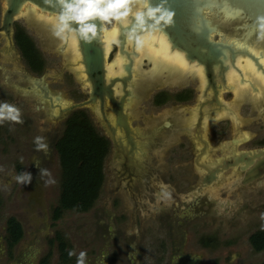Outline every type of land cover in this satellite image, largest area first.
<instances>
[{
	"label": "rangeland",
	"instance_id": "374dc122",
	"mask_svg": "<svg viewBox=\"0 0 264 264\" xmlns=\"http://www.w3.org/2000/svg\"><path fill=\"white\" fill-rule=\"evenodd\" d=\"M4 5L0 1V17ZM28 9L24 7L19 18L25 16ZM19 21L23 24L26 22L23 18ZM119 23L113 21L105 24L106 31L118 29ZM238 32L225 31V35L234 37ZM31 33L37 45L47 38L43 36L41 39L34 31ZM220 38V35L215 37ZM69 43L62 38L52 43L54 53L44 52L46 67L39 74L33 73L28 62L23 59L13 60V65L0 59V65L5 67L10 76V83L19 85L3 91L0 103L7 102L20 108L23 119L22 124L7 122L0 138V198L5 203L0 215V264H67L60 257L59 236L66 240L77 255L80 251L87 252L86 264H171L173 237L179 241L171 224L180 209L191 211L196 219L185 238L189 249L181 252L189 253L188 256L194 254L201 257L203 254L209 259V264H264V177L261 184L244 186L240 183L244 171L230 167L221 172L219 181L198 191L202 187L204 172H200L201 168L196 164L201 143L196 138V129H193L198 125L199 103L205 84L203 77L196 71L195 78L189 82L156 88L148 96L146 89L140 87L136 77L133 78L130 87L135 94L132 96L133 102H129L128 111L133 127L143 137L140 141L144 149L140 151L141 163L130 168V171L126 170L124 161L115 156L112 146L105 162L104 184L94 207L87 212L67 211L61 219H53L64 185L72 181L81 182L87 176L80 168H64L60 164L56 145L63 135L66 119L58 124L48 119V113L57 115L60 106L50 108L46 100L43 103L45 109H35L41 105L37 102L41 96L30 93L35 92L31 85L34 79L43 77L51 94L62 96L61 103L64 106L89 98L90 89L86 83H82L84 79L81 76L84 73L78 76L74 70L77 67L82 70L79 64L81 57L72 62L73 57L65 53ZM63 44L66 47L61 54L58 48ZM133 47L136 49L128 42L127 49L132 51ZM65 54L67 59L63 57ZM108 57L107 65H114L119 57H124V64L127 63L118 45H113ZM139 57L135 56V62ZM238 61L232 64L239 66ZM138 67L140 71H135L134 76L140 72L150 74L153 71V64L149 60H143ZM120 74L110 73L108 77L123 76L124 71ZM4 79L0 71V84L5 82ZM116 88L118 91L119 87ZM25 92L29 94L25 95ZM160 92L170 93L167 94L169 97H160L167 98L165 102H156ZM234 95V90L221 94L229 109L216 113L205 108L208 112L200 115L204 120L203 138L209 142L208 153L200 154L202 157H231L229 151L234 149L231 141L240 137L241 131L246 132L250 139L236 146L239 147L237 154L264 148V109L253 104L252 92L249 93L250 98L237 108ZM132 105L135 108L132 109ZM85 110L91 115L89 108ZM166 113L169 114L163 116ZM235 115L245 118V123L240 126L235 121ZM92 118L97 130L106 133L98 118ZM166 122H170L171 127L165 125ZM37 136L46 138L48 155L35 150L33 141ZM41 168L49 170L54 184L45 187L40 178ZM25 171L31 173L33 179L30 184L22 186L15 181L14 176ZM126 172H131L135 181L130 183ZM143 177L150 184L145 180L141 182ZM158 184L166 189L157 192L154 188ZM10 216H15L24 229L23 238L14 248H10L7 243L6 225ZM209 234L214 237V242L217 238L223 244L222 249H217L219 245L215 244H204L205 249L200 246L201 236ZM191 247L204 253L193 252ZM73 257L69 264H76V256ZM200 257L186 264H206Z\"/></svg>",
	"mask_w": 264,
	"mask_h": 264
},
{
	"label": "flooded vegetation",
	"instance_id": "af4514ba",
	"mask_svg": "<svg viewBox=\"0 0 264 264\" xmlns=\"http://www.w3.org/2000/svg\"><path fill=\"white\" fill-rule=\"evenodd\" d=\"M0 1L1 2L3 1L5 4L3 13L0 17V59H2L3 61H8L12 65H13V60L18 61V60L23 59L26 62H28L29 67L33 73L39 74V72H43V69L44 67H46V62H47L46 53L44 52L54 53L52 43L60 40L61 38L57 36L52 37L50 35L51 31H48L47 27L44 26V24L47 23L48 18H46L45 16L46 14L40 11L39 9H38L39 15L35 14V16H30V14L33 13V10L28 9V13L25 16L21 17L26 20V22L23 24L22 22L19 21L21 19L19 18V16L22 14V12L14 15L13 12L7 7L6 0H0ZM164 1H166L169 4L173 3L171 0H164ZM153 2L154 1L151 0L152 5H153ZM190 2L195 3L193 7L191 6L189 9L188 7L187 8L177 7L176 11L182 12L184 8L187 12H190L191 10L195 11L196 16L192 20L194 21V23H196V25H201V23H204L207 26L208 30L213 29L212 35H211V39L213 41H221L231 46L229 47V51L226 53V56L228 57V63L230 64V69L224 70L221 67H219V68H214V70H212V69H207L204 66L196 68V69H199V68L202 69V73H203L202 77H203L204 84H205V86L202 89V100L199 103L201 106V110L199 112V118L197 119L198 125L195 124V126L196 125L197 126L193 129V130L196 129L198 133L196 137L200 139V143H201V147L197 150V152H199L197 155L198 157L200 154H204V152L208 153L207 147H209V142L203 138L204 133H202V131H204V126H203L204 120L200 118V115H203L206 112H208V111H205V108L214 110L216 113H219V112L222 113L224 109H229V106L225 102H223L221 98V94L223 91L227 90V85L230 83L228 81V75L232 72H235L236 74V71H238V74H241L242 72V68L238 66L236 67V65L234 66L232 64V62H234L235 60V54L238 52L239 54L238 57L242 59H246L247 57H250L252 62L255 63V68L261 71L259 69L261 68L260 59L264 57V0H190ZM138 5L141 8V10H143V7H144L143 4L138 3ZM165 7H169V6H165ZM228 8H231L233 11H235V13L241 14L240 17H237V18L235 17L234 19H232L230 21L231 24L227 22L228 20L227 12L229 10ZM169 10L173 11L175 9L171 7L169 8ZM128 27H129V23L124 26H122L121 22L118 24V30H119V33H118L119 38L117 42L118 44L114 43L115 46L118 45L120 54L126 57L127 63L132 61V59L135 60V56H137V51L134 47L132 51H129L127 49L128 40L126 39L125 33L127 32ZM229 28L232 29L233 31L239 30L238 32L239 34L234 37H231V36L227 37L225 35V30ZM253 28L256 29L255 32L252 30ZM31 31L32 32L34 31V33H36V35L41 37V39L43 36H47V38H45V40H43L41 44L37 45L36 40L32 36ZM159 33L166 36L168 43L171 45V48H170L171 53H174V54L177 53L175 50L172 49L173 45H172L170 37L162 31H160ZM217 35H220L221 38L215 39ZM246 42L250 45L249 47H246V46L238 47L237 46V43H246ZM132 45L135 46L134 44ZM65 47H66V44H63L58 48L61 54H63V52L65 51ZM236 47L239 51H237ZM253 49H258V51H261V53L258 55H255L252 53ZM179 53L183 57H185V60L188 62V65L190 66V68L193 66H196L194 63L189 62V60H187V57L184 53L182 52H179ZM36 55L38 56L37 59H40L42 61V65H40L41 64L40 60H38L39 61L38 65H36V63L34 62L36 60L35 59ZM63 57L67 59L66 54L63 55ZM71 60L72 62H74V61H78L79 59L73 58ZM72 62H71L72 65H76L75 63H72ZM229 64L226 63L227 67L229 66ZM66 66H69V64H67ZM74 70H76L77 75L79 76L80 74H82L81 71L83 70V68L82 70H79L77 67V69L75 68ZM0 71L2 73V76L5 78L4 79L5 82L0 84V94L5 90L12 89L13 87L15 88L19 87V85L16 83H10V76L6 73L5 67H3L2 65H0ZM143 76L145 77V80L143 81L150 80V75L147 74L146 72H144ZM193 76H195V73L191 75H187L185 78H181L179 76L180 77L179 80H176V81H166L165 80L166 77H163V81L161 84L150 83L149 85H147V82L143 83L144 86H146L145 89H146L147 94L146 92L145 94L148 96L153 91H155L156 88L160 89L165 85H173V84L183 85L184 83L189 82L191 79L195 78ZM81 77L84 79L82 83H86L85 85L89 87L90 89L89 91H91L90 82L93 83V81H95L96 85L99 84V81L96 79V75H93L91 77L92 79L85 76L84 74H82ZM28 80L32 82V80L30 79ZM219 81L221 83H219ZM245 81L246 80L240 81V83L243 84L245 83ZM31 85L35 92H32L30 94L33 96L34 95L41 96L39 99L37 98V102H40L41 105H37L35 109L44 108L45 104L43 105V103H45L46 100L49 101L50 108L60 106V111L58 112L57 115L51 116L48 113V119L51 122H54L56 124L66 119L63 124L64 128L62 131L64 134L68 120L72 116H74L76 111L78 110L84 111V108L77 109L74 111H67L66 109L72 106L73 104L64 106L61 103L62 96L60 94H57V95L51 94L49 85L45 83V80L43 79V77L42 78L40 77V79L35 78ZM117 86L119 87V90L117 91V88H116L114 101H111L108 98H105V103H104L105 105L104 110H105L107 118L111 122V125L106 123L103 118V114L100 108L101 101L99 100V98H98V104L92 107H87V108L91 110V115L94 118L95 117L98 118V120L101 122V125L106 132L103 134L102 132H99L97 130L101 135L105 136L109 140L108 156L110 155L111 149L113 146L115 149V156H117L119 159H122L124 161L123 165L126 168V170L130 171L131 170L130 168L136 167V164L139 160L136 153H139L140 151L142 152L144 151L142 147L140 148L137 145V140L139 138L143 139V137H141L137 133L136 129L132 125L131 115L128 111V105L130 104L128 102H126L125 104L124 112L129 118L127 120L124 118H122L121 120H118V116L115 113L119 112L122 107L121 101L126 95L125 92L132 90V88L130 87V83L126 91H123L122 85L119 84ZM229 91H232V90H229ZM26 94H29V93L25 92V95ZM167 94H170V93L160 92L159 94H157L156 102H158L160 100V97L164 95L169 97V95ZM181 95L185 96L183 93H181ZM120 96L122 97V99ZM84 113H86V115L89 117L90 121L92 122L93 120L92 116L88 115L86 110L84 111ZM125 122H126V126H125ZM6 123L7 122L0 124V135L3 134V130H4ZM166 124L167 126L171 127L170 122H166L165 125ZM141 139L139 140V142L141 141ZM235 140L236 139L233 138V140L231 141L232 146L233 144L234 145L237 144L235 143ZM58 156H59V153H58ZM230 158H233V155L231 157H227L226 160L224 158H221L222 161L219 165L225 166L226 164L233 163V160H230ZM215 163L217 164L218 162H215ZM207 164L208 166H211L209 163ZM263 172H264V169H263ZM126 173L129 174L128 172ZM208 175H209L208 172H204L203 179H205L206 176L208 177ZM134 177L135 176L130 172L128 181L130 183L135 181ZM143 180L149 183L146 177H143L142 179H140L141 182ZM202 183H201V186H202ZM254 183H259V182H253L252 184ZM154 189L157 192H162L166 188L163 186H159L158 184V186L156 185ZM202 189L204 188L201 187V190ZM140 193L144 195L141 191ZM155 195H157V193H155ZM194 220H196L195 215L191 211H185L182 209H180L179 213L176 214L175 217L173 218L171 226L172 228H174V235L176 236V238L179 237V241H176L175 237H173V244H172L173 253L171 255V264H186L190 262L193 263L194 261H190L191 259L200 257V256H195L193 253H191L193 255L188 256L189 253L187 254V253L181 252V250L184 251L187 248L189 249V247H186L188 243L185 240V238L187 235H189L188 234L189 228L191 226L193 227ZM175 231H176V234H175ZM201 237L202 238H201L200 246L202 248H204V244H213V245L215 244L216 246L219 245V248L217 249H222L223 244L219 243L217 238H216V242H214V237L211 234H209V236H201ZM191 249L194 250L193 252H196V253L201 252V251L199 252L193 249L192 247ZM201 253H204V252H201ZM200 258L203 259L206 264H209L208 262L209 259L205 255L202 254Z\"/></svg>",
	"mask_w": 264,
	"mask_h": 264
},
{
	"label": "water",
	"instance_id": "95a60500",
	"mask_svg": "<svg viewBox=\"0 0 264 264\" xmlns=\"http://www.w3.org/2000/svg\"><path fill=\"white\" fill-rule=\"evenodd\" d=\"M153 5L157 6L162 3V0H152ZM173 3H167L164 1V6L167 9L173 7L172 12L174 13L173 23L171 25L165 26L164 32L167 34L172 42L173 50L177 53L182 52L186 55L187 60L192 62L196 65V67H206L207 69L219 68L222 69H230V64L227 67L226 63L228 62V57L226 53L229 51L228 44L221 42V41H213L211 39L212 30H208L207 26L204 23L201 25H196L192 20L196 16V12L191 10L187 12L185 8L188 9L194 6L195 3L190 2V0H171ZM7 7L13 12V14L20 13L24 7L33 5L34 7L38 8L40 11L44 13H48L51 16H56L55 14L59 11V8H52L45 4L44 0H6ZM177 7H185L182 12L176 11ZM227 22L231 24V20L235 17H240V13H235L231 8H228ZM185 10V11H184ZM235 13V14H234ZM57 17V16H56ZM58 18V17H57ZM197 18V17H196ZM96 23L99 25L100 21L97 20ZM104 29V27H103ZM103 29L98 28V35L101 37V41L99 39L94 40L91 43H86L84 41H80L74 35L71 36L72 40H75L76 48L78 50V54L81 57L79 64L82 65L83 70L81 71L84 73L85 76L91 77L96 75V79L99 81V84L96 85L95 81L90 82L91 84V91L89 98L83 102L73 104L72 106L68 107L67 111H74L77 109H85L87 107H92L98 104V98L101 101V112L103 114V118L106 123L111 125L110 120L107 118L105 110H104V103L105 98H108L111 101H114L115 93H116V86L122 85L123 91H126L129 83L134 78L133 72V64L130 61L127 64H124L123 71L125 72L123 76H113L108 77L110 74L109 68L107 67V53H106V44L105 39L103 37ZM255 31L256 29H252ZM225 31H233L232 29H226ZM78 57V58H80ZM200 69V68H199ZM237 69V68H236ZM121 73V74H122ZM125 97L122 100V107L119 112L115 114L118 116V120L122 118L128 119L125 110L126 102H131V97L133 96L132 90L125 92ZM60 97V96H59ZM121 105V104H120ZM126 126V122H125ZM247 140V139H246ZM238 141L235 140V143ZM138 157V162L136 166H139L141 163V154L136 153ZM233 163L226 164L227 168H234L238 167L239 170L244 171L245 177H242L240 182L244 185H250L253 182L261 181L264 177V149H258L255 151H244L237 154V152H233ZM204 170H206L209 175L203 179L202 188L208 185V182H211L213 178H215V173L212 174L211 170L209 169L210 166L203 165L201 166ZM211 173V174H210ZM201 191V188L200 190ZM194 197V196H193Z\"/></svg>",
	"mask_w": 264,
	"mask_h": 264
},
{
	"label": "bare ground",
	"instance_id": "6f19581e",
	"mask_svg": "<svg viewBox=\"0 0 264 264\" xmlns=\"http://www.w3.org/2000/svg\"><path fill=\"white\" fill-rule=\"evenodd\" d=\"M29 7V9L33 10V13L30 14V16H35L39 15L38 12V8L36 9L35 7H32L31 5L26 6ZM129 8H130V14L128 18H125L124 22H121L122 26L130 23L131 19L133 18V15L138 12L141 11V8L139 7L138 3H131L129 4ZM28 13V12H27ZM44 13V12H43ZM46 18H48L47 23L44 24L45 27H47L48 31L50 32V35L56 36L54 34V25L57 22L58 18L56 16H51L48 13H45ZM255 32V31H254ZM119 30L118 29H113L110 32L106 31L105 25H104V29H103V37H105V44H106V53H107V59L108 54L111 52V50L113 49V45L114 43L118 42V38H119ZM63 40H66L68 42H70L68 44V52H66L67 55L73 57L74 59L80 57L78 54V50L76 48V44L77 42H75V40L71 39V36H68L66 38H64ZM74 42L76 44H74ZM238 47H249L250 45L246 42V43H237ZM171 45L168 43L167 38L165 35L160 34L159 32H154L152 34H147L144 36L143 38V43L142 45L137 48L136 47V51H137V56L140 55V57L138 58V61L135 62L134 59H132V64H133V72L135 75V71H140L138 65L142 64L143 60H149L152 64H153V71L150 72V80L149 81H143L145 80V77L142 76L141 73L134 76V78L136 77V82L140 83V87L141 88H145L146 86H144L143 83L147 82V85H149L150 83L152 84H161L163 81V77L166 76V81H176L179 80V78H185L187 75H191L193 73H196L202 78V69H196V66H193L190 68V66L188 65V62L185 60V57H183L180 53H171ZM237 49V47H236ZM109 51V52H108ZM237 51H239L237 49ZM253 54L258 55L261 53V51H258V49H253L252 51ZM239 54L238 52L235 54V60L237 59L238 64L240 68H242V72L241 74H234L232 75L234 72H232L230 75H228V81L230 82L227 85V90H234L235 92V104H237V108L239 106H242V103L247 100L249 97V93L252 92L254 94V99H251V101L253 102V104L255 106H259V108H263L264 105V64H260L261 68H259L261 71H259L257 68H255V63L252 62L250 57H247L246 59H242L238 57ZM260 60H264V57H262ZM114 65L108 64V68L110 73L116 75V74H120L121 71L123 70V64H124V57H119L116 59V61L114 62ZM227 64H229L227 62ZM237 67V66H236ZM180 76V77H179ZM235 76V77H233ZM144 77V79H143ZM142 80V83H141ZM246 80L245 83L241 84L240 81ZM236 82V83H235ZM133 95L135 94L134 91L132 90ZM228 104H230L228 102ZM134 105L131 106V108H135L133 107ZM55 108V107H54ZM238 110V109H237ZM226 113V112H224ZM228 113V112H227ZM237 113V112H236ZM169 113L164 114L163 116H166ZM162 116V114H161ZM162 116V117H163ZM237 117V115H235V118ZM235 121L241 126L243 123H245L246 119L242 118V117H237L235 119ZM246 132H242L241 131V136L234 138L236 139L238 142L236 145H234V149H231L229 152L231 153V155H233L232 152H237L239 147L236 146H240L242 143L245 144V142L247 140L250 139L249 135ZM199 141L200 139L198 137H196ZM141 138H139L137 140V145L138 147H142L141 143L139 142ZM247 139V140H246ZM142 140V139H141ZM221 147H223V145H221ZM244 153V151H241ZM204 154H207L204 152ZM203 154V155H204ZM227 154V153H226ZM201 156V155H200ZM225 160L227 158H224ZM221 159H211L209 157H196V164L198 167H200L201 171L200 172H207L206 170H204L201 166L203 165H208L207 163H209L210 166V170L212 172V174L215 173V178L212 179L211 182H208V185L213 184L214 182H217L220 180L221 178V172L224 171L225 168H227V166L224 165H219L221 163ZM215 162H218L217 164ZM219 165V166H218ZM234 168H238L237 166ZM239 169V168H238ZM211 174V173H210ZM239 177H242V175H239ZM243 177H245V175H243ZM239 181V180H238ZM262 181V180H261ZM261 181H255V182H259L261 183ZM241 183V182H240ZM6 235H7V231H6ZM136 244L133 243L132 245L134 246Z\"/></svg>",
	"mask_w": 264,
	"mask_h": 264
},
{
	"label": "clouds",
	"instance_id": "9594fccd",
	"mask_svg": "<svg viewBox=\"0 0 264 264\" xmlns=\"http://www.w3.org/2000/svg\"><path fill=\"white\" fill-rule=\"evenodd\" d=\"M45 4L52 8H59L55 14L58 17L54 25V34L62 39L74 35L80 41L91 43L101 37L98 35V28L103 29L105 24L113 21L124 22L129 17L131 3H142L143 10L134 14L129 23L126 39L129 43L139 48L143 38L147 34L163 31L165 26L173 23L174 13L165 8L164 0L157 6L151 4V0H44ZM99 20L98 25L96 21ZM11 122L22 124V111L14 104L7 102L0 103V124ZM33 143L36 151H43L48 155L49 145L43 136L35 137ZM40 178L44 181L45 187L54 184L48 169L41 168ZM14 179L20 185L30 184L32 174L25 171ZM68 256H76V264H86L87 252L80 251L77 255L74 250L68 251Z\"/></svg>",
	"mask_w": 264,
	"mask_h": 264
},
{
	"label": "trees",
	"instance_id": "16d2710c",
	"mask_svg": "<svg viewBox=\"0 0 264 264\" xmlns=\"http://www.w3.org/2000/svg\"><path fill=\"white\" fill-rule=\"evenodd\" d=\"M37 58L36 55L34 61L36 65L40 60ZM40 62L42 65L41 60ZM166 100L167 98L160 99L158 102ZM56 148L64 168H80L87 176L86 180L82 179L81 182L72 181L64 185L60 203L52 216L54 220H59L67 211L87 212L98 201L104 184L109 140L97 131L83 110H78L68 120L65 132ZM4 205V200L0 198V215ZM6 231L8 246L14 248L24 236L23 225L15 216H10L7 219ZM57 242H59L61 260L67 264L71 263L74 257L68 256V251L71 250L68 243L62 236L57 237Z\"/></svg>",
	"mask_w": 264,
	"mask_h": 264
},
{
	"label": "snow or ice",
	"instance_id": "6c2138e0",
	"mask_svg": "<svg viewBox=\"0 0 264 264\" xmlns=\"http://www.w3.org/2000/svg\"><path fill=\"white\" fill-rule=\"evenodd\" d=\"M260 63H261V64H264V60H261Z\"/></svg>",
	"mask_w": 264,
	"mask_h": 264
}]
</instances>
